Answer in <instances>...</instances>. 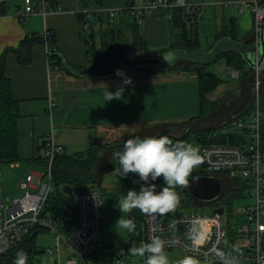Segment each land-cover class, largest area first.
Masks as SVG:
<instances>
[{
  "label": "crops",
  "instance_id": "obj_1",
  "mask_svg": "<svg viewBox=\"0 0 264 264\" xmlns=\"http://www.w3.org/2000/svg\"><path fill=\"white\" fill-rule=\"evenodd\" d=\"M251 2L206 0L196 12L182 13L185 32L196 42L193 49L184 52L182 41L181 49L170 50L173 44L177 47L181 31L174 27L173 18H164L162 10L141 18L126 13L110 21L105 14L87 15V11L93 6L118 9L125 5V0H61L58 12L28 16L21 21L16 13L23 0H0V55L7 48H16L26 36L43 37L51 31L61 57L60 63L48 60L46 46L40 42L31 48L29 64H19L14 55H7L5 76L11 82L14 99L19 102L20 114L18 160L12 168L20 167L18 162H25L43 172L42 153L50 140L62 146V155L71 156L92 146L108 147L135 137H152L198 117V84L194 69L186 66L207 65V72L215 75L208 68L218 59L224 60L217 59L218 54L234 53L238 50L236 43L242 42L249 43L247 50L256 48L259 32L254 25ZM132 5L140 7L143 0H132ZM210 20L214 22L215 32L209 44L206 40V51L201 52L199 26ZM165 54H169L168 63L162 58L131 61L138 55ZM189 58L194 59L189 61ZM118 69L124 75L117 76ZM243 69L250 70L247 65ZM251 75L247 72L241 87L250 84ZM125 78H131L132 83L124 86L122 98L107 102V88L115 92ZM216 89L207 95L208 100L214 99ZM236 92L222 93L210 116L227 113L235 102ZM51 103L54 105L49 108ZM245 103H241L240 112L244 111ZM209 126L211 123H202L197 130L209 129ZM117 152L110 148L99 150L92 170L98 181L93 190L102 197L103 234L96 252L104 264H117V258L131 255L126 251L128 232L117 225L121 212L116 205L126 195L125 177L115 171ZM30 174L40 175L27 173L19 188ZM45 215L54 218L57 227H62L58 219ZM122 215L127 218V214ZM45 234L51 235L50 231ZM49 243L39 246L36 240V247L43 251L54 246L52 235ZM59 250V255L41 253L35 259L38 264H57V261L63 264L69 258V251L63 244ZM167 253L173 264L185 256L176 250Z\"/></svg>",
  "mask_w": 264,
  "mask_h": 264
},
{
  "label": "built area",
  "instance_id": "obj_2",
  "mask_svg": "<svg viewBox=\"0 0 264 264\" xmlns=\"http://www.w3.org/2000/svg\"><path fill=\"white\" fill-rule=\"evenodd\" d=\"M205 1L182 0L180 3L179 0H143V5L136 7L132 5V0H125V5L118 9L104 10L100 6H93L87 15L105 14L113 21L126 13L141 18L152 11L162 10L164 18L170 20L176 11L184 15L196 12ZM60 7L61 0H23L16 17L22 21L28 16H45L58 12ZM250 9L256 31L259 32L258 27L264 16V0H252ZM48 38L49 33L45 32L44 45L48 60H51ZM255 63H258V59ZM227 71L231 79L240 76L232 67H227ZM253 72L255 89L248 109L237 111L220 123H211L204 136L198 138L199 142H194L200 146L203 157L198 175L212 176L220 182L238 181L243 192H247L252 199V204L240 209L238 216L225 211L222 215L213 211L163 217L143 214L144 234L140 243L149 242L152 236H160L167 242L166 252L176 250L184 255H192L204 264H220L216 254L232 252L233 246H236L239 248L240 264H264V153L261 150L264 114L260 107L259 87L264 72L259 66ZM53 105L51 103L49 108ZM61 152L62 146L54 140L45 145L42 153L43 172L38 176L28 175L20 187L22 197L8 206L3 200L0 162V257L18 244L32 228L45 227L53 235L54 242V246L44 249L45 254L59 255V246L63 244L69 251V258L63 264H104L102 256L96 252L103 234L102 197L98 191L83 190L76 194L77 223L68 237L59 231L54 218L42 213L47 199L54 192L51 165ZM15 166L17 164H11V168ZM194 231L199 238L194 239ZM145 259L129 255L125 259L117 258L116 262L144 264Z\"/></svg>",
  "mask_w": 264,
  "mask_h": 264
},
{
  "label": "trees",
  "instance_id": "obj_3",
  "mask_svg": "<svg viewBox=\"0 0 264 264\" xmlns=\"http://www.w3.org/2000/svg\"><path fill=\"white\" fill-rule=\"evenodd\" d=\"M181 14L182 12L180 11H176L173 14V23H174L173 25L175 28L177 27V29H180L181 34H180V38L178 39L177 47L176 44H173V48H170V50L181 49L182 46H180L181 44L179 43H181L182 41V44L184 46L183 47L184 49L182 50L189 52L191 49H193V47H195L196 42L194 38L186 34L185 28L183 26L184 21L181 18L182 16ZM47 33H49L48 50H50V53L52 54L51 60H55V61L57 60V63H60L61 57L58 53L54 33H52L51 31H47ZM230 35L232 38L235 37L233 31H231ZM233 40L235 41L234 38ZM37 42L44 44L43 37L26 36L19 42L16 48H7L0 55V162L1 163L4 162V163L12 164L17 162L18 160L17 149H18L19 134H18L17 122L20 117L19 102L14 99L12 95L11 82L5 76V65H6L7 55L9 54L14 55L17 63L19 64L22 65L29 64L31 61V48ZM248 44H249L248 42L247 43L242 42L241 46L242 48L247 49L249 48ZM179 46L181 48H179ZM218 57L225 59L228 68L232 67L234 69H237L239 74L242 71L243 77L247 75L248 71L243 69L246 66V64L238 53L226 52L220 54L216 58L218 59ZM206 66L207 65H201V66H193L192 64L187 65L188 69L194 68L195 78L198 84V91H199L200 110L198 117L184 121L180 124V126L189 124L197 118L210 116V113L214 111L216 107L214 104H212L209 113H205L203 111V104L206 101L205 100L206 96L209 93L213 92L215 88H217V86L220 84V80L215 75L207 72ZM249 94L251 96V92H249ZM245 98L247 100L249 99V97H245ZM235 102H236V98H235ZM242 104H244L243 98H242ZM248 105L249 102L246 104V107L243 110L248 109ZM260 107L264 114V103L263 105L260 103ZM240 110L241 109H238L237 111ZM198 126L193 127L188 131H180L181 134L180 136L177 137L172 136V133L166 136L172 139L174 143L186 142L193 144L196 141V139L202 138L205 132H207L206 129L195 130V128H197ZM43 145H45V143H43ZM109 147L110 146L88 147L89 149L88 155L87 156L84 155L79 160L75 159L72 155L67 156V155L59 154L55 156L51 165V175H52L51 177L53 180V185L55 184L54 192L47 199L46 205L42 213L43 215L50 214L61 222L62 227H59L60 229L59 231L64 236L67 237L70 236L74 231V228L76 227V223H77V213H76V203H75L76 194L83 190H92L96 185H98L97 176L93 174L92 170L96 165L98 151ZM110 149L113 148L110 147ZM114 150H117L118 152L122 151V149H114ZM261 150L264 153V122L261 125ZM35 161H37V159H35ZM42 165L44 166L43 162ZM138 180L139 177L132 173H129L125 177L126 194L129 190H137V191L139 190L142 182L134 183V181H138ZM155 183L157 184L158 191L165 186L162 182V179L157 180ZM234 183L235 184L233 188L227 190L226 195L223 196L224 198L220 196L222 200H225V202L223 203H226L224 205L227 206L228 214L232 213V209L230 205H227L229 203H227L226 199L230 197H239L240 195H242V193H244L241 188L242 186L238 183V181H235ZM64 186H69L70 189H72L71 195H67L64 194L62 191H59V188H63ZM178 191L180 192V195L186 194L190 198L185 188L182 190L178 189ZM69 196H71L70 197L71 200H69L68 198ZM127 218L134 219L137 225L133 233H128L129 243L126 246V251L127 254H129L130 247L137 246L140 243V241H142L144 234V228H143L144 224H143V214L139 210L134 209L131 213H127ZM48 231L49 230L45 227L32 228L31 231H29V233L26 236H24L18 244L13 246L12 249H10L7 253H5L3 256L0 257V264H13V261L16 257V253L19 250H23L27 253L28 255L27 264H34L35 257L41 255V253H44V249L42 251V249H37L36 247L37 237L39 235L47 233Z\"/></svg>",
  "mask_w": 264,
  "mask_h": 264
},
{
  "label": "clouds",
  "instance_id": "obj_4",
  "mask_svg": "<svg viewBox=\"0 0 264 264\" xmlns=\"http://www.w3.org/2000/svg\"><path fill=\"white\" fill-rule=\"evenodd\" d=\"M182 3V0H179ZM163 61L169 62V54L162 56ZM117 76L124 75L122 70L116 71ZM131 78H125L123 85L115 92H105L107 102L121 99L124 86L131 84ZM118 157L116 173L126 177L129 173L139 177L134 183H141L139 190H129L118 200L116 207L121 212L117 225L128 233H133L137 227L134 219L125 218L122 214L131 213L134 209L150 216H166L175 211L180 204L178 189L189 187L193 171L203 162L200 149L191 143L173 142L166 135L159 137H135L123 143L122 151L115 153ZM162 179L165 185L157 190V180ZM194 239L199 234L193 232ZM166 241L160 236H152L149 242H141L139 246H131L129 252L133 256L145 258L144 264H173L166 252ZM233 253H237L234 255ZM239 248L233 246L232 252H218L220 264H240ZM28 255L19 250L13 264H27ZM174 264H201V261L192 255H185Z\"/></svg>",
  "mask_w": 264,
  "mask_h": 264
},
{
  "label": "rangeland",
  "instance_id": "obj_5",
  "mask_svg": "<svg viewBox=\"0 0 264 264\" xmlns=\"http://www.w3.org/2000/svg\"><path fill=\"white\" fill-rule=\"evenodd\" d=\"M214 29H215V26H214V22H212V20L204 22L203 24H200L198 31H199V41H200V47H201L200 51L201 52L206 51V45H207L206 40H208V44L211 42V38L215 32ZM184 52H186V51H184ZM189 59H190L189 61H193L194 58H189ZM186 68H187V66H186ZM190 69H194V68H190ZM208 69L210 71H212L217 76V78L220 80V84L218 85V87L216 89L214 99L208 100V96H206V99H205L206 101L203 104V111L205 113H209V111L211 110L212 104H214L216 106V103H218L220 101V100H218L219 97H222V93H225V91H228L229 93H230V91H237L238 92L242 88L240 85L242 84L243 80L246 79L245 77L242 76L243 75L242 71L240 72L241 78L230 79L228 77V71H227L225 59L224 60L218 59L215 62V65L212 64L211 66H209ZM246 71H248V72L250 71V74H252L251 75L252 79H251L250 83L253 84L254 72L252 70H247V69H246ZM263 78H264V73H263ZM249 92L247 91L243 96V103L246 102L245 104H247L248 102H251V96H250ZM209 96L212 97L213 95H209ZM235 97L237 98V95ZM245 97H249V99H248L249 101ZM260 98H261L260 103L263 105V103H264V86L260 88ZM209 99H211V98L209 97ZM233 99H235V98H233ZM235 103H232L233 104L232 107L235 105ZM211 116H213V114ZM263 122H262V124H263ZM203 126H205V125H203ZM197 128H195V130H197ZM180 134H181L180 131L179 132L175 131L172 133V136L177 137V136H180ZM193 145L200 149V146L198 144L194 143ZM18 163L20 165V167H18V168H11V163H4V162L1 163V184H2V192H3V197H4L3 199H4L5 206H8L9 203L12 202L13 200L21 198V196L23 195L22 194L23 191L19 188V184L21 181H23L25 179V176L27 173L34 172L38 175V174H41V172H42V170L39 167L38 168L33 167V166L31 167L25 162H18ZM200 169H201V167L199 165V167L196 168L192 174H195V175L200 174L201 173ZM230 182H231V180H228L227 182H224V181L220 182L221 183V194H220L221 197L226 195L228 189L233 188L235 183L234 182L230 183ZM59 191H62V188H59ZM70 197L71 196L68 197L69 200H71ZM190 198L186 194L180 195V204L178 205V207L175 209L174 212L169 213V214L170 215H177L179 212H181V213H192V212L196 213V212H198V213L206 214V212L210 213L211 211H214L215 209L220 208V207H224L225 213H227V211H228L227 206L224 205L226 203H223V202H225V200H222V198H219L210 204H204V203L196 201L193 198H191V199ZM226 201H227V203H229L227 205L231 206L232 216H238L240 209H244V208H246L252 204V199L248 196L247 192L242 193V195H240L239 197L227 198ZM224 219H225V217L223 218V220ZM51 235L50 234L39 235L37 238V244L39 243L38 244L39 246L42 244H45V245L48 244L49 241L51 240ZM34 264H38L36 259H34Z\"/></svg>",
  "mask_w": 264,
  "mask_h": 264
},
{
  "label": "water",
  "instance_id": "obj_6",
  "mask_svg": "<svg viewBox=\"0 0 264 264\" xmlns=\"http://www.w3.org/2000/svg\"><path fill=\"white\" fill-rule=\"evenodd\" d=\"M259 33H258V43L256 45V48L254 49H244L242 48L241 44L236 43V47H237V51L236 53H238L241 58L244 60V62L246 63V65L248 66V68L250 70H254L256 66H259L261 68L262 71H264V16L262 18V20L260 21L259 24ZM220 54H218L217 56H219ZM138 58H143L148 59V60H154V59H161L162 56H151V55H143V56H135L132 58L131 61L138 59ZM256 59H258V63L256 64ZM156 68V66H152V69ZM264 86V78L262 79L259 87H263ZM255 89V85H253L252 83L243 86L237 93V98H236V103L235 105L229 110V112H227L226 114H224L223 116H219V117H213V116H205V117H201V118H197L195 120H193L191 123L186 124V125H181V126H173V127H169L168 129L161 131V133L155 135V137H159L161 135H169L175 131H188L189 129H192L193 127H196L202 123H220L228 118H230V116H232L234 114V112H236L242 103V98L244 96V94L247 91H250L251 94L254 92ZM195 142H199V139H196ZM113 149H122L123 144H116V145H112L110 146ZM109 147V148H110ZM89 149H85L84 151H80V152H76L74 153L72 156L75 159H81L84 155H88ZM220 181L212 176H205V175H192V178H190V184L189 187L185 188L187 194L195 199L198 202L204 203V204H209L212 203L214 201H216L221 194V183H219ZM55 187V184H54ZM62 192L64 194L67 195H71L72 194V189H70L69 186H64L62 188ZM224 208L220 207L217 208L213 211V213L216 214H223Z\"/></svg>",
  "mask_w": 264,
  "mask_h": 264
},
{
  "label": "flooded vegetation",
  "instance_id": "obj_7",
  "mask_svg": "<svg viewBox=\"0 0 264 264\" xmlns=\"http://www.w3.org/2000/svg\"><path fill=\"white\" fill-rule=\"evenodd\" d=\"M219 198H220V197H219ZM219 198H218V199H219Z\"/></svg>",
  "mask_w": 264,
  "mask_h": 264
}]
</instances>
